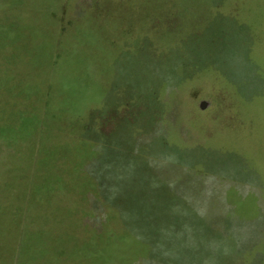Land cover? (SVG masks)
<instances>
[{"label":"rangeland","instance_id":"374dc122","mask_svg":"<svg viewBox=\"0 0 264 264\" xmlns=\"http://www.w3.org/2000/svg\"><path fill=\"white\" fill-rule=\"evenodd\" d=\"M69 1L63 0L62 15L46 17L42 5L31 11L25 0L15 6L10 0H0V30L11 38L15 30H20L14 27L15 19L23 17L30 39L21 43L27 55L0 39V73L11 78L9 84H0V249L4 246V252L0 250V264L11 262L12 246L19 234L17 221L25 220L24 187L31 192L37 189L41 195L42 207L35 208L33 214L47 213L57 203V208L64 205L73 212L58 221L62 239L75 240L73 259L68 262L65 257L61 264H77L76 255L80 253L103 263L101 255L87 254L89 244L92 250L98 244L110 248L107 236L104 243L94 241L93 237L101 233H119L123 238L130 235L151 245L153 250L147 256L154 258L150 259L134 256L136 253L133 255L130 250L119 251L117 257L123 254L125 264H264V258L257 255L261 252L255 249L264 213L253 222L247 221L261 216L263 187L251 170L254 178H248L245 164L239 165L243 179L236 180L238 189L220 173L210 174L219 184L214 185L213 191L209 186L211 199L202 211L216 219H238L236 224L242 235L232 231V243L219 242L229 234L214 228L216 242L190 243L186 249L191 253L186 251L183 257L175 254L179 246L173 240L164 239V222L158 218L156 221L152 212L142 213L140 209L142 200L150 204L157 195L150 183L156 176L153 162L164 164L166 159L170 164L171 160L182 170L175 177L177 182L190 189L192 175L187 170H200L203 177L196 172L201 179L197 181L209 185L208 170L218 167L220 153L237 151L244 155L243 159L240 157L244 162L252 160L258 149H262L260 154L264 153V148L252 144L256 140L255 135L250 136L248 124L249 117L259 111L260 98L244 101L240 86L246 85V76L243 75L238 88V80L230 75L231 70L238 73L245 67L242 53L246 51L242 48L250 46V27V37H255L259 50L255 45L253 49L249 47L248 55L264 58V12L260 13L264 0H73L71 8L65 9ZM231 55L239 60L235 68L230 66ZM225 59L226 64H222ZM83 83L89 87L88 94L95 92V98L66 94ZM76 103L84 106L83 113ZM10 112L18 115L9 117ZM258 136L264 141V129ZM173 143L189 150L174 154L168 150ZM25 150L20 164L28 168L19 170L24 171L26 179L19 181L13 153L22 154ZM85 151L90 158L84 157ZM180 157L193 162L180 166L172 160L181 161ZM86 161L88 170L93 168V178L102 163L108 165L109 172L118 174L127 167L131 169L126 171V178L133 181L123 179L127 184L123 189H108L110 199L121 198L124 208L127 204L122 198L135 201L130 212H122L124 208L119 206L111 210L93 178L86 193L80 191L78 175L73 180L68 174L80 162L82 165L76 168L83 177ZM160 165L157 164L159 174L167 170ZM9 171L15 177L9 176ZM58 176L62 179L58 180ZM142 178L149 179H145L148 183ZM66 179L74 184L73 191H65L67 197L61 190V185L68 182ZM229 191L242 198V208L231 200L237 197L228 199ZM185 196L184 193L175 197L185 200ZM194 196H189L193 204L208 197L205 193ZM52 201L57 202L46 205ZM47 222V218H27L31 237L20 264L28 263L37 248L35 225ZM64 240L59 244L62 251L67 246ZM208 247L213 251L209 257L205 250L208 252ZM230 248L232 254L221 253ZM89 259L84 263H89ZM47 263L44 259L41 264Z\"/></svg>","mask_w":264,"mask_h":264},{"label":"trees","instance_id":"16d2710c","mask_svg":"<svg viewBox=\"0 0 264 264\" xmlns=\"http://www.w3.org/2000/svg\"><path fill=\"white\" fill-rule=\"evenodd\" d=\"M7 1V0H5ZM22 0H10V2H13L12 6L15 5H19L17 3H19ZM28 3V8L33 11L35 10L38 6L42 5L43 8L45 9V16L46 17H50L53 16L55 14L56 17H58L60 14H63V0H25ZM71 2H74L73 0H70L69 2H67L65 9L71 8L72 4ZM264 12V9H262L260 11V13ZM264 15V14H263ZM261 16V15H260ZM26 22L23 21V17L19 18L17 17L14 21V27H18L20 30H15V33L12 35V37L10 38L9 35L6 33V31L4 30H0V39L3 41H8L9 46L17 49L18 53H23L25 55L26 52L23 51V49L21 48V43L22 42H28L30 41V39L28 38V34H27V30H26ZM264 25V24H263ZM243 29V28H241ZM248 29V28H246ZM244 30V29H243ZM263 31H264V26H263ZM244 32L246 33V31L244 30ZM251 27L248 29V38H247V44H249L252 49L255 45V49L259 50L257 47L258 42H255V37L254 40L253 38L250 37L251 35ZM264 33V32H263ZM258 41V40H257ZM254 42V43H253ZM20 43V46H19ZM264 42L262 41V45ZM47 45V44H46ZM19 47V49H18ZM46 47V46H44ZM248 45L246 47H243V51L245 50L246 52L242 53L244 60V64L243 66H245L243 69H241L242 72H234L235 69H233L234 71H230V75L231 77L235 80H238V88H239V83L240 80L244 79V76H246V81H244L246 83V85H242L240 86L243 90V93L241 95L242 99L244 101H249L251 98H260V102L258 103L259 105V111L255 116L249 117V127H251L252 132H250V136H254L255 135V140L256 142L252 143L255 144L256 146H259V148H264V141H261V137L258 136V133L260 130L264 129V58L260 57V55H252L250 54V57L248 55L249 52H247V50L249 49ZM229 61H230V66H232L233 68H235V62L238 63L239 60H234L232 58V55L228 57ZM82 63V62H81ZM228 63V61H227ZM222 64H226V59ZM239 64V63H238ZM238 66V65H236ZM85 77V76H84ZM0 84L3 85H7L10 83L11 78L9 77V75L7 73L1 72L0 73ZM86 82V81H85ZM84 82V83H85ZM84 83L75 89V90H67L66 94H74L75 96H77L78 98L84 99L82 96H85L88 100L90 98H95L96 95L95 92L91 94L87 93L88 90V85H84ZM94 88V86H92ZM174 87L171 86V90ZM95 89L97 90V87H95ZM39 101V100H38ZM76 105L78 106V109L80 111H84L83 107L84 106H79L78 103H76ZM168 104H165V106ZM20 114H22L21 112H19ZM18 113L17 112H10L9 113V117L12 116H17ZM21 123H24L25 121H19ZM173 140H176V138L173 137ZM182 145L173 143L172 147L168 146V150H172L174 152V154H179L181 152H187L189 150L188 149H182ZM191 147V146H188ZM30 149V148H29ZM43 148H41L42 151ZM262 149H258L256 150L255 155H253L252 160L248 161V162H244L242 159L244 157V155L239 154V152H230V153H220L218 155H220V158L217 157L218 159V164L216 163V165H218V167H214L212 166L211 169L214 170H208L209 173H207V181L210 182V184H204L203 182H199L197 181L198 179L201 180L200 178H197L199 176H196L197 173H200L202 176V172H200V170H195V167H192L194 169H190L187 170L189 172H191V179H189L188 186L190 189H187L186 186H184L185 184H183V182L178 181L175 177H177L180 173H182V170L180 169V171L177 169L178 167H176V165H174L172 163L171 160H168L171 164H167L166 163V159H165V163L163 164V162H153V166H154V170H155V175L152 179L150 183L154 184L156 191H157V195L156 197H153V201H151V205L147 202H144L142 200V204L140 205V209H142V213H146V212H152L154 215L153 217L158 220H162L164 223L162 225H164V239H169L170 241L173 240V243H176L179 248L174 250L175 254L177 253L178 255L184 254L186 253V251H189L188 249H186V247H188V245L190 243H205V244H211L212 242H216V240H213V236L214 233L212 232L214 230V228L217 229V231L221 228V230H223L224 232H226V234H229L228 237L222 236L224 240H218L221 243H232L233 241V235L231 234L232 231H234L236 234L237 233H241L242 232L239 230V225H237V220L233 219L232 216L228 217V218H217L214 217L213 215H203L202 211L203 209L207 208L208 203L211 199V195H210V191L213 189L214 185L219 184V182L217 181V178L215 176H218L220 173L221 176L223 178H227L230 179L234 184L235 187L238 189L237 185L239 184L236 180L237 179H243V174L240 173L239 169L240 168V164H245L243 166V168H245V166H247V171L248 174V178L251 180L254 178V176L257 177L258 182H260L261 186L263 187V189L261 190V196H262V206H261V210H260V214L261 216L258 217L255 216L253 218H251L250 220L247 221H254L256 218H261L263 213H264V153H261ZM40 151V152H41ZM44 151V150H43ZM26 150L21 152L22 154H15L13 159L16 163V165L18 167H16L15 169L18 171V173L15 174V176L18 178L19 181L25 180L26 179V174L24 173V171H21L19 169H26L28 167H23L20 164V160H22L26 154ZM18 153V152H17ZM104 154V152H103ZM84 157L90 158L88 151H85ZM103 157V156H102ZM100 157V158H102ZM242 159H241V158ZM100 158L96 161L97 163L100 162ZM12 159V158H11ZM178 163H180V166H185V165H191V162L193 161H186L185 159H182V157H180V160H174ZM102 161V160H101ZM127 161V160H126ZM85 161L82 162V164ZM130 162V161H129ZM79 165L80 162H77ZM162 164L160 165L161 169H167L166 171H163L159 174V170L157 168V164ZM76 164V161L75 163ZM77 164V166H78ZM75 165V168L73 167V170L71 171L70 174H68L69 178H73V180H75V176L76 174L78 175V178L81 182L80 185V191L84 190V192L86 193L87 191V186L90 184L89 181L90 179L93 178V175L91 174L92 169L89 171L88 166H87V161H86V167H83V170H85V175L82 177V172L80 171L78 173V168ZM108 165H104L103 163L101 165H98V169L96 172H94V176L95 178H93V181H97L98 184V188H99V192L105 197H106V203H109L111 205L110 209L113 210V208H116L115 206H119L120 208H124L122 202H121V198H119V200H113L110 199L109 196V191L108 189L110 188H115L117 191L119 190V188L125 187L127 184L122 182L123 179H126L128 181H133L129 180L126 178V171H131L130 168H125L124 172L121 170L120 174L112 172V171H108ZM30 169V168H29ZM75 169L77 170V172L75 173ZM172 169V170H171ZM217 170V171H216ZM254 174V176L252 175V173ZM179 171V172H178ZM205 171V170H204ZM83 172V173H84ZM117 172V171H116ZM194 172V173H193ZM197 172V173H196ZM205 175V172H203ZM211 173H216L215 176H210ZM236 176L235 177V175ZM9 176L15 177L13 176V173H11V171L8 172ZM124 175V176H123ZM239 176H241L242 178H240ZM81 177V179H80ZM58 180H61L62 178H60V176H58ZM134 178V177H133ZM151 178V177H150ZM37 179V178H36ZM145 179L146 178H142L143 182L145 183ZM149 180V179H146ZM245 180H247L245 178ZM66 181H68L66 179ZM77 181V180H76ZM127 181V182H128ZM148 182H146L145 184H147ZM238 183V184H237ZM96 184V185H97ZM237 184V185H236ZM201 185V186H200ZM62 188L61 190L65 193L64 195L67 197V193L66 192H70L73 191L74 188V184L72 182V180H69L66 184L61 185ZM211 190H210V187ZM239 186V185H238ZM34 187H35V181H34ZM64 187V188H63ZM72 187V189L70 188ZM120 189V190H122ZM68 190V191H67ZM43 191V190H42ZM66 191V192H65ZM188 191V194L185 192ZM213 191V190H212ZM23 192H25V196L23 198V201L25 202V210L27 212H29V215L27 218H38V219H42V218H47L48 222L47 225H35L39 227L41 226H49L52 229L55 228H60L58 226V224L61 222H58L59 220L66 217V214L68 212H70L71 214H73L72 210H70L69 207L66 206H61L60 208H57V204H55V206H50L51 208L49 212L47 213H38V214H33V211L35 208L38 207H42V203L43 201L41 200V195L40 193H38L37 189H34L31 192V189H28L27 187L23 188ZM30 192V193H28ZM26 193H28V197H26ZM44 193V192H43ZM41 193V194H43ZM72 193V192H71ZM184 193L186 194L185 196V200H181L180 197L182 195H184ZM203 193L207 194V198H205L204 202L200 203L197 202L196 204L192 203L189 201V196L190 195H195L196 197L199 195H202ZM189 195V196H188ZM177 196V197H175ZM194 196V197H195ZM230 196L233 197H237L236 199H231L234 202V205L237 206H241L240 208H242V206L244 205V203H242L243 201L241 200L242 198H240L234 191H229L227 194V197L229 199ZM127 205H125L126 208L122 209L121 211H125L124 213L127 214V212H130L129 209H131L132 207H135V201H132V199H128V198H122ZM57 201H52V202H46V205H49L50 203H56ZM61 202H59L60 204ZM201 204V205H200ZM256 205V204H255ZM85 206V205H84ZM258 206V205H256ZM117 209V208H116ZM138 210H139V206H138ZM45 211V209L43 210ZM84 212V208L83 211ZM49 213V214H48ZM51 214V217H50ZM83 214V213H82ZM114 214V213H113ZM233 214V213H232ZM231 214V215H232ZM26 218V221H27ZM113 218L115 219L116 217ZM112 218V222L114 221V219ZM263 220V219H262ZM56 222V223H55ZM112 222H110V227H112ZM18 225H21V218L19 221H17ZM54 223V224H53ZM26 224V222H25ZM56 224V225H55ZM115 224V222H114ZM28 225V224H26ZM61 229V228H60ZM144 233V236H142V239H145L146 233ZM5 234V233H3ZM8 234V233H7ZM5 234V235H7ZM38 236V234H37ZM61 236V234L59 235ZM108 237V241H110L111 245L109 246L110 248H106L104 246H100V244H98L93 250L90 248V244H89V252L87 254H95L97 256L103 257V263H99L97 259H93L90 260L89 258V263H84L86 262V260H88L87 258H84V256L80 253V255H76V261L77 264H110V263H121V264H125V262H123L122 258H123V254H121V257H117L118 256V252L120 251L121 253H125L126 250H130L132 251L134 256H141L140 258H144V257H148L150 258H154L149 257L147 255H150V253L152 252V248L151 245L149 246V244H145L143 242H141L140 240H138L135 237H132L130 235H126L124 238L121 237L122 235L117 233V234H103L101 233L100 236L97 237H93L94 241H97L98 243L102 242L105 239V237ZM246 235H243V237ZM46 237H53L54 236L50 233L46 234L43 238L46 239ZM114 238L117 239L116 242L114 241ZM232 238V239H231ZM43 242L38 245L37 251L35 252V255L31 257V264H41L44 259H46L48 261L47 264H61L62 263V259H64L66 257V259H68V262H70V260L73 259V243L75 242V240L70 239L69 237L66 238V240L59 239L58 243H54L53 241H50L48 239L44 240ZM64 240V243L66 246V249H64L63 251L60 249L61 247L59 246V244H62ZM82 241V239H80ZM192 240V241H190ZM229 241V242H228ZM238 241V240H237ZM255 242V249L256 251H259L261 253H257V255H260L262 258H264V225L261 226V232L259 233L258 237L256 238ZM176 245V248H177ZM100 246V247H98ZM149 246V248H148ZM196 246V245H193ZM193 246H189V247H193ZM258 247H260L258 249ZM185 248V249H182ZM242 248V247H241ZM24 249L25 247H23L22 245L20 246V250L16 251L15 254V264H20L21 263V259L24 253ZM258 249V250H257ZM2 252H4V246L1 247L0 249ZM151 250V252L149 253V251ZM206 250V254L208 253L207 257L211 256L213 254V251L208 247V252L207 249ZM68 252V253H67ZM131 253V254H132ZM189 253H191V251H189ZM222 254H232V249H223ZM25 256V255H24ZM23 256V257H24ZM10 259H13L12 257V253L10 256ZM147 259V260H149ZM68 264V263H67ZM72 264V263H71Z\"/></svg>","mask_w":264,"mask_h":264},{"label":"crops","instance_id":"0c3cea01","mask_svg":"<svg viewBox=\"0 0 264 264\" xmlns=\"http://www.w3.org/2000/svg\"><path fill=\"white\" fill-rule=\"evenodd\" d=\"M28 215H29V212L26 211V214L24 216L25 220L23 221L21 219L22 224L19 225V228H18V230H19L18 239L16 241V244L12 246V247H14L13 259L8 264H15L14 258H15L16 251L20 250L21 245L26 248L28 243H29V238L31 236L29 234L28 228H30V227L25 224L26 218L28 217ZM48 233L52 234L54 236V238L53 237H46V239H48L50 241L54 240V243H58L59 239H61V236H59L62 233L60 228L52 229L49 226L38 227L37 231L35 232V234H38V236H36L37 248H38V245H40L43 242V239H44L43 237ZM46 239H44V240H46ZM37 248L35 249L34 252L37 251ZM23 255H24V253H23ZM34 255H35V253H34ZM30 259H31V257H30ZM26 264H31V260H29L28 263H26Z\"/></svg>","mask_w":264,"mask_h":264},{"label":"water","instance_id":"95a60500","mask_svg":"<svg viewBox=\"0 0 264 264\" xmlns=\"http://www.w3.org/2000/svg\"><path fill=\"white\" fill-rule=\"evenodd\" d=\"M203 103H201V105H202ZM204 108V106H202V109Z\"/></svg>","mask_w":264,"mask_h":264}]
</instances>
